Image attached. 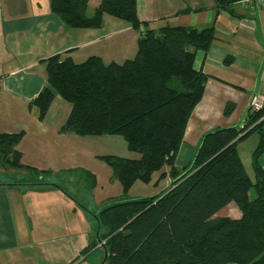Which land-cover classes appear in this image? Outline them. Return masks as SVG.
<instances>
[{
  "label": "trees",
  "instance_id": "obj_1",
  "mask_svg": "<svg viewBox=\"0 0 264 264\" xmlns=\"http://www.w3.org/2000/svg\"><path fill=\"white\" fill-rule=\"evenodd\" d=\"M222 8L236 0H217ZM88 0H50L51 12L70 28H97L104 14L142 24L136 0H101L91 15ZM215 39L212 26L146 28L133 58L104 63L90 56L81 63L53 55L44 60L47 87L33 99L40 114L57 95L71 104L62 129L81 136L118 135L134 158L99 156L112 170L123 195L140 180L168 166L170 188L155 195L119 200L95 215L104 264H264V106L248 110L243 126L204 134L192 160L181 169L175 157L208 75L195 69L197 50ZM227 103L224 115L233 111ZM257 135L251 153L254 181L245 171L237 145ZM22 133L0 132L3 165L25 170L32 184L56 183V174L20 163L16 146ZM162 173L161 175H163ZM90 187L93 175L85 172ZM239 218L214 217L229 203Z\"/></svg>",
  "mask_w": 264,
  "mask_h": 264
},
{
  "label": "crops",
  "instance_id": "obj_2",
  "mask_svg": "<svg viewBox=\"0 0 264 264\" xmlns=\"http://www.w3.org/2000/svg\"><path fill=\"white\" fill-rule=\"evenodd\" d=\"M49 1L0 0V132L22 133L16 146L22 165L51 171L56 178L65 174L55 185H33L27 171L20 170L19 176L0 159V264H104L100 243L105 229L97 223L98 210L121 196L133 199L166 191L171 185L169 168L155 171L149 183L135 181L123 195L111 168L99 157L134 158L121 136L63 130L71 104L57 95L43 115L32 104L47 87L44 60L58 54L81 63L98 56L104 63L120 64L135 56L146 28L212 26L214 41L207 50H197L193 60L194 68L208 79L175 157L180 169L192 160L205 133L228 126L240 129L252 95L264 98V4L247 9L236 1L222 8L217 0H136L142 21L136 30L109 14L97 28H70L51 12ZM100 2L88 0L87 14ZM227 103L234 106L228 116ZM237 149L240 155L239 144ZM259 163L264 168V152ZM85 172L95 178L93 187ZM2 173L8 178L2 179ZM63 183L76 185L77 191L82 184L81 197ZM214 217L239 218L240 211L231 202Z\"/></svg>",
  "mask_w": 264,
  "mask_h": 264
},
{
  "label": "rangeland",
  "instance_id": "obj_3",
  "mask_svg": "<svg viewBox=\"0 0 264 264\" xmlns=\"http://www.w3.org/2000/svg\"><path fill=\"white\" fill-rule=\"evenodd\" d=\"M257 138V135L256 134H251L250 136H248L247 138H245L244 140H242L241 142H239V150H240V155H241V158L245 161V164H246V172L249 174V176L251 177V179L254 181V173H253V170H252V167H251V164L249 163L248 165V162L250 161V158H251V153H252V150L254 149V146H255V139ZM119 139H121L122 141H125L122 137H120ZM127 154L128 155H131V156H134L136 155L137 156V153L135 152H131V151H127ZM248 160V161H247ZM2 166L5 168V169H9L10 167L6 166V165H3ZM10 169H14V168H10ZM181 169V168H180ZM15 170V169H14ZM9 171V170H8ZM3 172V170H2ZM10 172V171H9ZM15 172V171H14ZM17 175L20 176V174L22 173V171H20L19 169H17V171L15 172ZM8 174V173H7ZM16 174H14L15 176H12L11 178L12 179H15L16 178ZM64 175H59L57 176L56 178V182H60L62 180V177H64ZM7 176L5 175V173H2V179L6 178ZM8 178V177H7ZM62 183V182H61ZM71 184H75L73 183L72 181L70 182ZM143 184H146L144 182H141ZM64 186H67V188H69V190H71V192L77 196V197H81V194L82 192L80 191V187L81 185L79 184V187H77L78 191L76 190V185H70V184H67V183H63ZM161 184H158V187H160ZM148 187V189L151 188V186H146ZM151 195V194H150ZM143 196L145 195H137V196H131L130 198H142ZM128 197H125V196H121L120 197V200H127ZM229 264H234V263H229Z\"/></svg>",
  "mask_w": 264,
  "mask_h": 264
},
{
  "label": "built area",
  "instance_id": "obj_4",
  "mask_svg": "<svg viewBox=\"0 0 264 264\" xmlns=\"http://www.w3.org/2000/svg\"><path fill=\"white\" fill-rule=\"evenodd\" d=\"M236 2L238 3L240 7L247 8V9L248 8L252 9L255 6L261 7V5L264 4V0H236ZM263 106H264V98L259 95H252V97L250 98L248 102L249 110L251 111L259 110ZM102 243L103 241L100 244Z\"/></svg>",
  "mask_w": 264,
  "mask_h": 264
}]
</instances>
